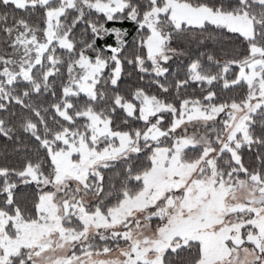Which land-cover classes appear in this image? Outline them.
Returning <instances> with one entry per match:
<instances>
[{"label":"snow or ice","instance_id":"snow-or-ice-1","mask_svg":"<svg viewBox=\"0 0 264 264\" xmlns=\"http://www.w3.org/2000/svg\"><path fill=\"white\" fill-rule=\"evenodd\" d=\"M0 264H264V0H0Z\"/></svg>","mask_w":264,"mask_h":264},{"label":"trees","instance_id":"trees-1","mask_svg":"<svg viewBox=\"0 0 264 264\" xmlns=\"http://www.w3.org/2000/svg\"><path fill=\"white\" fill-rule=\"evenodd\" d=\"M125 27H130L129 25H125Z\"/></svg>","mask_w":264,"mask_h":264}]
</instances>
